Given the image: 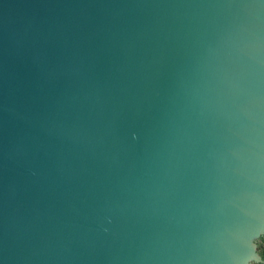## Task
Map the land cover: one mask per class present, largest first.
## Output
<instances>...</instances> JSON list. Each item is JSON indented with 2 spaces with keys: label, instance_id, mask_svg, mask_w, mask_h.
Returning <instances> with one entry per match:
<instances>
[{
  "label": "water",
  "instance_id": "95a60500",
  "mask_svg": "<svg viewBox=\"0 0 264 264\" xmlns=\"http://www.w3.org/2000/svg\"><path fill=\"white\" fill-rule=\"evenodd\" d=\"M264 0H0V264H258Z\"/></svg>",
  "mask_w": 264,
  "mask_h": 264
},
{
  "label": "trees",
  "instance_id": "16d2710c",
  "mask_svg": "<svg viewBox=\"0 0 264 264\" xmlns=\"http://www.w3.org/2000/svg\"><path fill=\"white\" fill-rule=\"evenodd\" d=\"M260 239H262V242H261V248L259 250H260L261 254L264 257V235L262 237H260ZM258 264H264V262L263 263H258Z\"/></svg>",
  "mask_w": 264,
  "mask_h": 264
},
{
  "label": "flooded vegetation",
  "instance_id": "af4514ba",
  "mask_svg": "<svg viewBox=\"0 0 264 264\" xmlns=\"http://www.w3.org/2000/svg\"><path fill=\"white\" fill-rule=\"evenodd\" d=\"M261 242H262V239H260V240L258 241V246L261 245Z\"/></svg>",
  "mask_w": 264,
  "mask_h": 264
}]
</instances>
